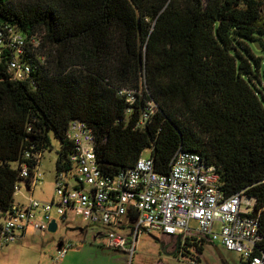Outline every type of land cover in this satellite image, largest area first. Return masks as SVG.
Instances as JSON below:
<instances>
[{
    "label": "trees",
    "instance_id": "trees-1",
    "mask_svg": "<svg viewBox=\"0 0 264 264\" xmlns=\"http://www.w3.org/2000/svg\"><path fill=\"white\" fill-rule=\"evenodd\" d=\"M0 22L41 39L26 79L0 63V213L50 133L56 172L72 169L67 126L79 120L107 174L146 148L165 174L177 150L198 153L224 195L254 199L264 254V55L251 47L264 53V0H0ZM206 241L187 235L177 251L198 260Z\"/></svg>",
    "mask_w": 264,
    "mask_h": 264
},
{
    "label": "built area",
    "instance_id": "built-area-1",
    "mask_svg": "<svg viewBox=\"0 0 264 264\" xmlns=\"http://www.w3.org/2000/svg\"><path fill=\"white\" fill-rule=\"evenodd\" d=\"M40 41L37 33L26 35L16 26L0 22V63L7 57L10 78L28 77L35 65L24 56L35 53ZM147 118L148 114L142 113L140 124ZM66 136L72 146L68 158L72 169L54 173L50 200L28 196L21 204L14 199L9 209L0 213V246L12 242L29 227L46 230L52 210L63 220L74 211L88 225L107 229L105 235L97 233L104 239V246L121 249L129 256L134 253V241L141 230L182 239L195 233L239 253L242 264H264V254L255 252L260 235L258 218L251 213L254 199L245 197L243 190L224 195L215 167L204 163L198 153L177 150L167 174L153 169L149 155H140L131 166L107 174L97 165L95 139L84 122L70 120ZM32 155L34 165L22 163L20 172L27 179L28 189L42 182L39 165L43 153ZM30 156L26 153L25 157ZM20 188V184L15 186L14 196ZM216 222L220 225L214 230ZM126 227L130 228L129 234L116 232V228ZM128 236H132L130 241ZM67 246L63 243L59 247L56 259L62 257Z\"/></svg>",
    "mask_w": 264,
    "mask_h": 264
},
{
    "label": "rangeland",
    "instance_id": "rangeland-1",
    "mask_svg": "<svg viewBox=\"0 0 264 264\" xmlns=\"http://www.w3.org/2000/svg\"><path fill=\"white\" fill-rule=\"evenodd\" d=\"M255 55H264L254 44L251 45ZM261 82L259 86L264 92V56L262 58ZM51 147L43 151L40 159L42 182L36 184L32 195L35 198L50 200L53 196L55 159L59 150V139L50 133ZM148 148L142 155H147ZM70 184L73 179L68 178ZM86 187L87 184L84 183ZM21 191L15 194V200H24L21 194L26 191L25 182L20 181ZM27 201V199H26ZM24 201V202H26ZM51 216L57 224L54 232L38 231L29 227L22 240L16 238L12 242L0 246V264H242L239 253L227 251L217 242L206 239L204 249L198 260L191 259L189 253L182 255V249L177 251L178 236H169L162 232L141 230L134 241L135 250L129 256L128 252L103 245L107 229L97 225H88L87 221L74 211L68 212L65 220L53 210ZM191 225H195L192 221ZM219 222L214 225L218 229ZM130 228H116L117 233L129 234ZM132 236H128V241ZM62 241L68 245L62 257L56 259L58 244Z\"/></svg>",
    "mask_w": 264,
    "mask_h": 264
},
{
    "label": "crops",
    "instance_id": "crops-1",
    "mask_svg": "<svg viewBox=\"0 0 264 264\" xmlns=\"http://www.w3.org/2000/svg\"><path fill=\"white\" fill-rule=\"evenodd\" d=\"M25 189H26V191L24 190V192L23 193H21L23 196H24V200H22V199H20V200H15V201H18V202H20L21 204H24L25 202L24 201H26V199L28 198V196H32V197H34L33 195H32V192H33V188L32 189H28V187L25 185ZM35 188V187H34ZM21 189V188H20ZM19 189V191H21ZM22 192V191H21ZM35 198V197H34ZM39 200H45V199H43V198H38ZM46 201V200H45ZM25 234H26V232L24 233V234H20V236H18V238H20V240H22L23 238H24V236H25ZM60 245V244H59Z\"/></svg>",
    "mask_w": 264,
    "mask_h": 264
},
{
    "label": "water",
    "instance_id": "water-1",
    "mask_svg": "<svg viewBox=\"0 0 264 264\" xmlns=\"http://www.w3.org/2000/svg\"><path fill=\"white\" fill-rule=\"evenodd\" d=\"M56 228H57V225L55 223V220L52 218L51 221H49L47 224V230L54 232L56 230ZM59 244H58V249L60 247Z\"/></svg>",
    "mask_w": 264,
    "mask_h": 264
}]
</instances>
